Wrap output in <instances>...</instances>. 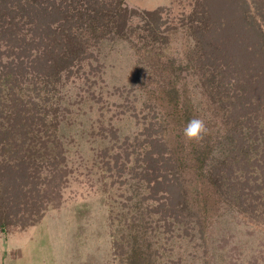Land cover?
<instances>
[{"label":"trees","instance_id":"trees-1","mask_svg":"<svg viewBox=\"0 0 264 264\" xmlns=\"http://www.w3.org/2000/svg\"><path fill=\"white\" fill-rule=\"evenodd\" d=\"M196 6L193 25L201 37L189 71L198 78L202 106L178 85L179 70L151 71L143 116L136 114L142 129L132 140L120 139L113 164L115 175L127 167L145 187L142 199L154 203L149 210L160 220L189 224L204 238L224 204L247 211L249 202L264 211V0H198ZM235 7L240 30L234 37L235 20L225 27L215 20L222 8ZM130 14L126 0H0V226L25 230L48 207L60 206L71 171L64 90L88 74L86 66L99 68L94 48L104 39H129L141 52L160 38L148 17L143 26L128 24ZM194 117L208 127L199 144L182 133ZM101 130L120 137L117 128ZM134 152L133 164L120 163ZM149 259L134 249L126 262Z\"/></svg>","mask_w":264,"mask_h":264},{"label":"rangeland","instance_id":"rangeland-1","mask_svg":"<svg viewBox=\"0 0 264 264\" xmlns=\"http://www.w3.org/2000/svg\"><path fill=\"white\" fill-rule=\"evenodd\" d=\"M197 2L126 0L133 13L128 24L143 26L148 17L160 38L141 52L129 39H104L94 48L99 68L86 66L88 74L83 71L66 87L71 123L64 125V140L71 171L61 204L48 207L25 230L0 226V264H127L134 249L150 256L146 264H264V211H254L249 202L243 204L247 211L224 204L203 238L189 224L169 226L152 213L148 205L154 203L142 199L146 189L127 167L115 175L113 154L122 150L120 139L132 140L142 129L136 114L143 116L151 71L179 70L178 85L202 106L198 78L189 71V55L201 37L193 25ZM147 11L157 13L151 17ZM239 15L237 7L222 8L215 25L236 21L231 32L236 36ZM159 75L168 84L167 76ZM102 125L117 128L119 139L102 132ZM135 156L129 161L122 156L120 163L131 165Z\"/></svg>","mask_w":264,"mask_h":264},{"label":"clouds","instance_id":"clouds-1","mask_svg":"<svg viewBox=\"0 0 264 264\" xmlns=\"http://www.w3.org/2000/svg\"><path fill=\"white\" fill-rule=\"evenodd\" d=\"M182 133L186 142L199 144L208 135L207 122L203 118L194 117L186 123Z\"/></svg>","mask_w":264,"mask_h":264}]
</instances>
